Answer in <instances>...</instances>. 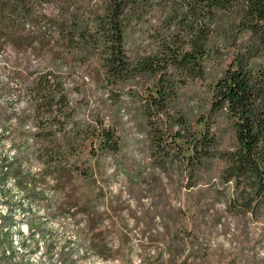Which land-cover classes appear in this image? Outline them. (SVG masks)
Listing matches in <instances>:
<instances>
[{
  "label": "rangeland",
  "instance_id": "1",
  "mask_svg": "<svg viewBox=\"0 0 264 264\" xmlns=\"http://www.w3.org/2000/svg\"><path fill=\"white\" fill-rule=\"evenodd\" d=\"M103 1L38 0L32 14L12 20L8 31L28 37L33 48L18 50L12 38L0 37V89L12 88L0 92V264H264V216L253 222L226 213L236 191L220 184L218 162L192 189L176 162L158 168L139 103L129 100L121 112L123 150L91 160L89 178L87 151L71 157L61 150L63 177L55 164L47 165L62 143L36 140L33 125L24 127L30 111L16 89L18 73L70 72L74 81L86 82L96 107L101 91L87 72L97 64L84 65L79 52H67L58 27L71 15L86 20L90 12L102 13ZM144 50L155 49L147 44ZM206 65V81L185 88L179 99L180 108L194 117L209 110V84L220 68L214 58ZM213 132L219 150L235 147L226 121L220 119ZM91 228L106 244L103 253L91 244Z\"/></svg>",
  "mask_w": 264,
  "mask_h": 264
},
{
  "label": "trees",
  "instance_id": "2",
  "mask_svg": "<svg viewBox=\"0 0 264 264\" xmlns=\"http://www.w3.org/2000/svg\"><path fill=\"white\" fill-rule=\"evenodd\" d=\"M37 1L0 0V37L12 38L15 49L33 48L28 37L8 31L12 20L32 14ZM58 31L66 35L67 52H79L84 65L97 64L87 75L101 99L93 108L86 82L74 81L70 72L18 73L16 89L30 111L24 127L33 125L36 140L62 143L47 163L60 170L57 176L66 174L63 148L71 157L87 151V178L91 160L121 153V112L131 100L140 104L158 168L176 162L192 189L218 162L220 184L236 191L226 213L253 222L264 216V0H104L102 13L90 12L86 20L71 15ZM147 44L154 52H145ZM213 58L220 68L209 84L210 107L194 117L179 99L185 88L206 81ZM220 119L233 130L232 150H219L213 129ZM163 126L176 130L170 134ZM91 244L105 251L95 229Z\"/></svg>",
  "mask_w": 264,
  "mask_h": 264
}]
</instances>
